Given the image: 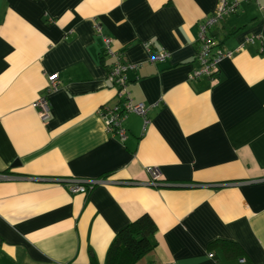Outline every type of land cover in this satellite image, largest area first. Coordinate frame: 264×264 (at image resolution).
Listing matches in <instances>:
<instances>
[{
    "label": "crops",
    "instance_id": "0c3cea01",
    "mask_svg": "<svg viewBox=\"0 0 264 264\" xmlns=\"http://www.w3.org/2000/svg\"><path fill=\"white\" fill-rule=\"evenodd\" d=\"M217 1L0 0V172L14 176L0 180V264H106L143 214L155 246L136 264H264V0L210 28L233 53L191 79L198 24ZM103 36L140 64L127 90L151 106L146 124L127 115L123 141L98 113L118 101ZM161 50L170 56L149 60ZM55 72L42 121L33 103ZM147 166L162 184L146 185ZM91 178L109 182L69 189Z\"/></svg>",
    "mask_w": 264,
    "mask_h": 264
},
{
    "label": "built area",
    "instance_id": "2783aa9c",
    "mask_svg": "<svg viewBox=\"0 0 264 264\" xmlns=\"http://www.w3.org/2000/svg\"><path fill=\"white\" fill-rule=\"evenodd\" d=\"M240 1L241 0H218L211 14L198 24L197 40L199 42V48L196 52V59L199 65L189 74L191 79H196L201 76H211L216 72L219 61L224 57H229L233 53V51L230 50L217 48L216 43L213 38L208 35V32L212 26L221 21L226 15L236 12ZM259 8L262 13H264V5H259ZM95 28L97 31L100 29L98 25H96ZM103 42V52L114 57L112 64L107 70V79L115 85L118 101L113 106H103L99 108L98 113L104 122L106 130L115 132L123 141L126 137V130L123 127V122L127 115L129 113H135L141 116L144 120V124H146L148 122L147 114L151 106L143 102H132L127 90V71L136 69L140 64L124 61L119 52L112 50L110 37L103 36ZM169 56L170 53L167 50H161L159 52L150 53L149 60L152 62L164 61ZM60 84L59 74L56 72L50 74L46 87L33 103L42 121L49 118L50 104L48 97L59 88ZM146 170L150 176V181L146 183V185L159 186L162 184L160 180L161 173L157 166H147ZM12 178H14L13 175L0 172V180ZM68 182L71 191L87 193L93 189L95 185L108 183L109 181L103 178H91L86 180L69 179ZM117 183L138 184L134 181H118ZM243 261L244 259H240V262Z\"/></svg>",
    "mask_w": 264,
    "mask_h": 264
},
{
    "label": "trees",
    "instance_id": "16d2710c",
    "mask_svg": "<svg viewBox=\"0 0 264 264\" xmlns=\"http://www.w3.org/2000/svg\"><path fill=\"white\" fill-rule=\"evenodd\" d=\"M155 229V224L148 214H143L125 225L118 231L108 249L106 264H136L155 246L153 240ZM219 245L229 246L234 253L240 252L234 243L225 241L212 243L213 247Z\"/></svg>",
    "mask_w": 264,
    "mask_h": 264
}]
</instances>
